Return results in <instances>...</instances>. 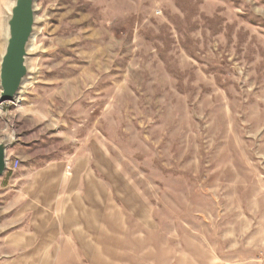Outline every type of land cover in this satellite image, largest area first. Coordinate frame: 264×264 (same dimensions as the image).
Instances as JSON below:
<instances>
[{"label":"rangeland","instance_id":"1","mask_svg":"<svg viewBox=\"0 0 264 264\" xmlns=\"http://www.w3.org/2000/svg\"><path fill=\"white\" fill-rule=\"evenodd\" d=\"M36 7L35 81L0 105L22 163L107 152L141 238L127 264H264V0ZM14 194L0 239L29 223L8 217Z\"/></svg>","mask_w":264,"mask_h":264},{"label":"crops","instance_id":"2","mask_svg":"<svg viewBox=\"0 0 264 264\" xmlns=\"http://www.w3.org/2000/svg\"><path fill=\"white\" fill-rule=\"evenodd\" d=\"M5 116L0 112L6 123ZM0 127L5 131L1 141L8 132L2 123ZM18 139L7 155L12 163L21 162L0 177V195L15 191L14 197L4 199L10 206L8 217L16 224L29 223L0 239V264H127L133 258L129 253L141 257L142 244H136L141 238L131 243L128 199L115 186L111 192L107 152L24 165L21 155L32 147ZM152 248L169 252L165 245ZM161 261H168V256Z\"/></svg>","mask_w":264,"mask_h":264},{"label":"water","instance_id":"3","mask_svg":"<svg viewBox=\"0 0 264 264\" xmlns=\"http://www.w3.org/2000/svg\"><path fill=\"white\" fill-rule=\"evenodd\" d=\"M0 4V105L16 102L35 81L34 58L41 53L33 44L40 21L37 0H2ZM17 142L15 133L0 141V177L8 169L7 150Z\"/></svg>","mask_w":264,"mask_h":264},{"label":"built area","instance_id":"4","mask_svg":"<svg viewBox=\"0 0 264 264\" xmlns=\"http://www.w3.org/2000/svg\"><path fill=\"white\" fill-rule=\"evenodd\" d=\"M14 167H18V161L15 162Z\"/></svg>","mask_w":264,"mask_h":264}]
</instances>
